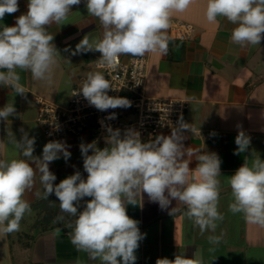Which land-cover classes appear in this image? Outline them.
<instances>
[{"label": "clouds", "instance_id": "obj_1", "mask_svg": "<svg viewBox=\"0 0 264 264\" xmlns=\"http://www.w3.org/2000/svg\"><path fill=\"white\" fill-rule=\"evenodd\" d=\"M85 2L88 14L101 23L103 38L90 41L85 37L73 55L99 52L100 62L115 68L122 55L166 54L171 16L186 11L193 0ZM80 3L81 0H28L27 12L16 18L15 26H3L0 30V86L23 95L17 69L30 71L33 80L51 81L59 53L46 28L52 23L62 24L72 6ZM18 10V0H0V20ZM205 17L212 24L223 17L235 25L231 33L235 44L255 46L264 40V0H207ZM110 89V82L101 72H89L77 94L82 93L100 111L131 106L127 98L109 96ZM15 113L14 105H5L0 108V121ZM114 118V113L108 117ZM190 130L181 116L170 135H158L143 142L138 131L129 128L122 134L120 129L109 126L106 147H97L96 141L80 144L87 178L76 171L58 184L54 183L57 178L49 170V163L60 159L61 154L65 160L71 156L66 144L50 141L43 146L42 156L37 157L33 155L35 138L24 133L13 142L35 168L25 159H0V232L19 231L21 220L31 213L30 204L23 197L33 188L37 171L43 198L54 194L61 211L76 217L69 225L72 244L100 264H135V251L145 234L141 233L138 221L127 214V205H134L141 193H146L162 209H167L173 200L183 203L187 208L185 215L202 233L214 232L217 221L223 220L218 211L221 160L216 153L205 152L196 156L198 163L191 169L185 157L193 152L183 144V133ZM235 143L234 154H240L247 150L250 138L240 130ZM228 184L233 197L229 211L242 213L247 222L264 227V159L256 157L251 165L245 161L229 177ZM85 197L90 199L80 211ZM63 219L57 217L58 221ZM208 241L218 244L220 237L209 236ZM155 264H202V261L177 254L174 259L158 258Z\"/></svg>", "mask_w": 264, "mask_h": 264}, {"label": "crops", "instance_id": "obj_2", "mask_svg": "<svg viewBox=\"0 0 264 264\" xmlns=\"http://www.w3.org/2000/svg\"><path fill=\"white\" fill-rule=\"evenodd\" d=\"M18 3L16 13L6 14L0 20V30L3 26H15L16 18L27 12L28 0H18ZM206 4L207 0H193L186 11L172 14L171 21L193 26L192 37L175 39L168 29L167 53L145 55L148 62L145 92L186 101L183 119L191 130L183 133V144L193 155L185 158L194 169L197 155L214 152L219 156L218 211L223 220L217 221L214 232L202 233L185 215L187 208L183 203L173 200L167 209H162L146 193H141L134 205H127V214L138 221L141 233L145 234L135 251V264H155L158 258L174 259L177 254L202 261V264H264V227L247 222L242 213L229 211L233 197L228 184L229 177L245 161L251 165L256 157L264 159V40L255 46L233 43L231 33L235 25L223 17H218L215 24L207 22ZM46 31L54 37L52 44L59 53L51 81L33 80L30 71L17 69L24 94L0 86V108L8 104L16 109L15 115L0 121V159H25L32 164L13 142L24 133L35 138L34 156H42L43 146L50 142L37 122L33 97L65 105L71 89L81 87L89 72H101L94 66L100 58L99 52L73 55L77 44L85 37L90 41L103 38L104 29L98 18L88 14L85 0L72 6L62 24L52 23ZM171 130L158 135H170ZM240 130L250 138V145L246 151L234 154L237 151L235 138ZM93 141L89 135H68L62 141L71 156L65 160L61 154L60 159L49 163V170L57 178L55 184L76 171L87 178L80 144ZM96 142L99 148L107 146L104 138ZM32 166L35 168V164ZM43 195L37 171L33 188L23 197L29 202L31 213L25 214L20 230L13 236L0 232V245L8 250V264H100L98 259H90L72 244L69 225L76 217L61 211L54 194L47 199ZM88 199L81 201L78 210H83ZM59 216L64 219L58 221ZM209 236L220 237V242L210 244Z\"/></svg>", "mask_w": 264, "mask_h": 264}, {"label": "built area", "instance_id": "obj_3", "mask_svg": "<svg viewBox=\"0 0 264 264\" xmlns=\"http://www.w3.org/2000/svg\"><path fill=\"white\" fill-rule=\"evenodd\" d=\"M193 30L189 23L172 20L169 33L172 38L186 40L192 37ZM94 66L111 84L108 95L127 98L131 106L100 111L91 106L82 93L77 94L81 87L71 89L65 105L35 96L33 102L37 107V122L49 141L62 142L68 135H89L92 140L98 141L105 139L106 129L111 126L120 129L122 134L129 128L138 131L142 141L148 142L164 130L176 127L181 116L184 118L185 100L146 94L148 62L145 56H120L115 68L102 64L99 58ZM113 113L115 118L108 119Z\"/></svg>", "mask_w": 264, "mask_h": 264}, {"label": "rangeland", "instance_id": "obj_4", "mask_svg": "<svg viewBox=\"0 0 264 264\" xmlns=\"http://www.w3.org/2000/svg\"><path fill=\"white\" fill-rule=\"evenodd\" d=\"M10 234H11V236H13L14 232H12ZM2 246L4 247V245H0V264H8V258L6 255L8 250L5 249V247L3 248Z\"/></svg>", "mask_w": 264, "mask_h": 264}]
</instances>
